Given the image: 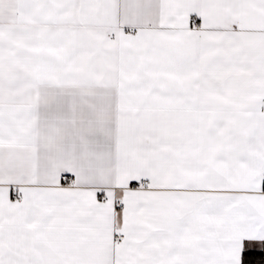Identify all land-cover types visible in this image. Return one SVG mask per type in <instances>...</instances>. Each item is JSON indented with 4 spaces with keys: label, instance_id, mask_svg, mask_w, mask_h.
<instances>
[{
    "label": "snow or ice",
    "instance_id": "6c2138e0",
    "mask_svg": "<svg viewBox=\"0 0 264 264\" xmlns=\"http://www.w3.org/2000/svg\"><path fill=\"white\" fill-rule=\"evenodd\" d=\"M0 264H264V0H0Z\"/></svg>",
    "mask_w": 264,
    "mask_h": 264
}]
</instances>
